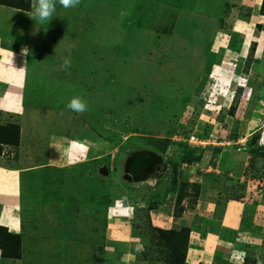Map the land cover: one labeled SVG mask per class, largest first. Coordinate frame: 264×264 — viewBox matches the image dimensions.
I'll return each instance as SVG.
<instances>
[{"label": "rangeland", "instance_id": "rangeland-1", "mask_svg": "<svg viewBox=\"0 0 264 264\" xmlns=\"http://www.w3.org/2000/svg\"><path fill=\"white\" fill-rule=\"evenodd\" d=\"M169 1L174 5L166 0H80L65 9L57 0L49 23L34 19L49 28L33 32L29 42L28 107L18 119L19 131L40 155L51 137L62 134L73 144L64 147L75 163L51 170L39 162L42 169L24 172L21 232L11 242L20 255L6 257L9 261L125 264L123 257L134 256L128 264H163L135 251L133 241L144 248L151 244L145 217L136 208L175 174L199 184L197 199L223 204L229 195L241 194L251 201L259 223L253 235L261 241L245 240L247 250L233 251L229 261L243 264L247 252L254 264H264L262 0ZM65 58L71 60L67 70L61 67ZM239 82L244 86L238 87ZM74 96L87 101L88 111L66 108ZM18 122L12 118L2 125ZM211 131L223 142L206 145L200 161L181 164V151L200 152L190 137ZM82 141L86 150L78 151ZM132 151L157 160L156 179L125 177L122 162ZM106 190L111 204L117 197L125 201L131 224L139 222L141 229L131 225L129 230L126 222L127 227L119 221L109 224L101 201ZM187 190L186 200L193 203L195 189ZM169 207L173 212L174 202ZM123 228L138 236L110 248L106 236Z\"/></svg>", "mask_w": 264, "mask_h": 264}, {"label": "crops", "instance_id": "crops-1", "mask_svg": "<svg viewBox=\"0 0 264 264\" xmlns=\"http://www.w3.org/2000/svg\"><path fill=\"white\" fill-rule=\"evenodd\" d=\"M166 1L174 5V2ZM181 2H179V5H181ZM32 3L33 0L30 2L29 9L0 3V49L3 50L0 53V62H3L2 68H0V125L5 123V120L8 121L12 118L17 119L18 122V119L25 115V110L28 107L25 105V95L31 79L27 60L32 61V58L29 59L32 56L29 42L33 32L42 33L43 30L46 32L49 28L46 24L43 28V24L40 25L41 23L37 22L38 19L35 21L29 16L33 15ZM180 12L182 11H179L182 17L183 15ZM207 20L210 19L207 18ZM22 49L26 54L22 52ZM12 52L14 54L13 62L7 63L6 61L11 57ZM35 59H37L36 56H34ZM18 123L21 127V122ZM22 136L23 131L20 129L18 147L13 148L9 144H5L0 148V226L5 227L8 232L13 234L21 232L20 210L24 196L22 191L24 172L34 173L33 169H42L39 162H43L51 170H58L75 163L70 161L73 155L71 156L65 152L66 148L64 147H68V145L73 147V144H71L69 138L66 139L65 136L63 138L62 134L58 133L56 136L51 137V142H53L49 143L50 146L47 144V148L48 146L49 148L45 155H40L37 151L38 148L35 149L32 145L23 141ZM64 139L65 145H63ZM76 145L78 151L86 150L83 141L81 144ZM14 151H18V153L14 155ZM42 166L44 167V165ZM54 166L58 167L55 169ZM151 172L152 177H148L144 181L158 177L153 168H151ZM33 177V174H31L29 182L34 184L36 179L33 180ZM117 199L118 197L115 198V203H110L108 206L109 224L119 221L120 225L124 227L129 224V230H132L130 228L132 218L126 210L125 201L118 202ZM185 200L186 198L182 201L185 209L179 217L174 218L169 207L174 202V194H168L162 204L150 211V220L152 225L164 229L177 225L190 228L186 264H198L199 262L204 264H230L229 260L233 251L246 249L245 240L249 242L261 241V238L253 235L255 225L259 224L257 222L258 212H251L253 209L250 205L251 201H248L246 197L239 200L228 199L223 204H217L214 199L208 197L195 199L193 203ZM124 222L127 225H124ZM127 230L123 228L121 233L118 231L106 236L110 248L118 241L120 243L121 241L130 240L132 236L134 238L138 236L132 231L129 234V230L128 232ZM109 232L113 233L112 231ZM112 256L113 258L117 257L115 252H112ZM133 262V264H138V261ZM116 263L118 264V261ZM0 264L17 263L9 261L0 253Z\"/></svg>", "mask_w": 264, "mask_h": 264}, {"label": "trees", "instance_id": "trees-1", "mask_svg": "<svg viewBox=\"0 0 264 264\" xmlns=\"http://www.w3.org/2000/svg\"><path fill=\"white\" fill-rule=\"evenodd\" d=\"M31 0H0V3L20 7L24 9H29ZM260 11L264 15V0L261 2ZM254 44V43H253ZM240 90V89H239ZM239 94V91L237 92ZM20 131L19 124H7L0 125V145L1 144H9L13 146H17L19 142ZM256 136H253V139ZM166 141V140H165ZM200 149L198 154H189L181 151L180 155V163L190 164L193 161L201 159L202 155L207 152L205 147H197ZM163 149H165V145H163ZM218 148H214V152L217 151ZM135 151L130 152L132 154ZM129 155V153H128ZM210 160V159H209ZM175 170V168L173 167ZM173 170V171H174ZM172 171V172H173ZM174 173V172H173ZM193 186L195 189V195L191 199L195 201L197 199V194L199 190V184L194 183L190 184L187 181H181L177 179L175 174H172L170 177V182L168 184H164L162 190H154L152 193L151 200H147V204L145 206H141L136 208V211L140 210V217H145L144 224L147 227V231H149V240L151 244L146 245L144 250L142 251L143 255L147 256L149 259H154L157 261H161L163 264H186L185 257L186 251L189 242V233L190 228L187 226H173L169 229L160 228L151 224L149 212L155 209L158 205L162 204L167 195L172 193L174 194V208H173V217H179L183 210L185 209L182 201L189 196L188 187ZM110 191L103 193V199H101L102 204L108 208L112 197L109 194ZM125 197V196H124ZM241 194H231L228 199H241ZM132 227L134 229H141L139 222L132 223ZM12 237H17V234L10 233L6 230L5 227L0 226V253L3 257H19L18 248H13L11 242L13 241ZM18 243V242H17ZM19 245V243H18ZM13 249V250H12ZM255 261L250 259L247 252L244 255L243 264H254ZM198 264H204L199 262Z\"/></svg>", "mask_w": 264, "mask_h": 264}, {"label": "clouds", "instance_id": "clouds-1", "mask_svg": "<svg viewBox=\"0 0 264 264\" xmlns=\"http://www.w3.org/2000/svg\"><path fill=\"white\" fill-rule=\"evenodd\" d=\"M59 5L62 6L65 9L68 8H74L77 5H79L80 0H58ZM56 5H57V0H33V3L31 5L33 9V15H29L33 19H38L39 21L47 22L49 23L56 15ZM3 50L0 49V53H2ZM22 52L26 54L24 49H22ZM13 52L11 53V57L6 61L7 63H12L13 62ZM3 62H0V68H2ZM61 67L64 70H67L68 68L71 67V60L69 58H65L63 61V64ZM22 68V67H21ZM244 84L241 82L238 83V87H243ZM241 89V88H240ZM66 108L70 111H73L77 114H83L86 111H88V103L85 101L82 97L80 96H74L66 105ZM264 144V142H262ZM131 155V154H129ZM153 162V160H152ZM152 165V163H151ZM149 166L150 169L152 166ZM110 211V210H109ZM132 212V208H131ZM135 243V251L137 253L142 252L144 250V246L142 243H140L138 240L133 241ZM125 264H128V261L131 259H134V256H125L123 257Z\"/></svg>", "mask_w": 264, "mask_h": 264}, {"label": "water", "instance_id": "water-1", "mask_svg": "<svg viewBox=\"0 0 264 264\" xmlns=\"http://www.w3.org/2000/svg\"><path fill=\"white\" fill-rule=\"evenodd\" d=\"M152 160L145 154L136 151L131 155H127L122 162V166L125 169L127 179L130 178L135 181H144L148 177H152L150 165Z\"/></svg>", "mask_w": 264, "mask_h": 264}, {"label": "built area", "instance_id": "built-area-1", "mask_svg": "<svg viewBox=\"0 0 264 264\" xmlns=\"http://www.w3.org/2000/svg\"><path fill=\"white\" fill-rule=\"evenodd\" d=\"M189 141L190 143H194V145L197 147H206V145H216L223 142L222 140H217V137L213 131L209 132L207 136L203 137L192 135ZM214 161H216L215 156L207 163V169H212L211 166H213Z\"/></svg>", "mask_w": 264, "mask_h": 264}, {"label": "flooded vegetation", "instance_id": "flooded-vegetation-1", "mask_svg": "<svg viewBox=\"0 0 264 264\" xmlns=\"http://www.w3.org/2000/svg\"><path fill=\"white\" fill-rule=\"evenodd\" d=\"M156 163H157V160L154 159L153 162H152V165H151V166H152V168H153L155 174H158L157 171H156L157 168L155 167V164H156ZM158 175H159V174H158Z\"/></svg>", "mask_w": 264, "mask_h": 264}]
</instances>
